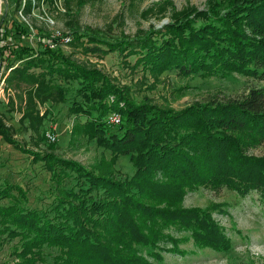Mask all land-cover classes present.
<instances>
[{"label": "trees", "instance_id": "1", "mask_svg": "<svg viewBox=\"0 0 264 264\" xmlns=\"http://www.w3.org/2000/svg\"><path fill=\"white\" fill-rule=\"evenodd\" d=\"M13 4L17 9L19 0ZM206 4V10L197 11L199 21L170 15L168 23L144 35L106 41L79 33L72 39H81L84 53L132 55L130 66L156 73L237 72L264 79V0ZM10 54L12 61L0 51V67L4 61L9 69L4 82L34 83L41 100L56 103L66 101L61 83L74 82L67 112L86 120L73 129L110 151V159L128 154L133 166L122 181L94 173L74 160L19 146L0 121V137L43 164L59 188L48 215L23 207L11 193L14 189L23 198L19 187H0V198L13 200L0 206V234L8 240L18 238V249L12 252L20 264H153L151 260H162L161 252L176 253L180 238L173 232L187 233L197 250L230 249V239L208 209L178 203L183 189L196 187L226 189L240 197L254 191L264 200V156L247 153L264 146V88H249L239 99L193 103L172 111L132 103L99 70L53 50L34 52L20 46ZM110 95L113 101L107 104ZM109 109L119 112L120 134L103 121ZM42 246L56 249L50 262L40 259Z\"/></svg>", "mask_w": 264, "mask_h": 264}, {"label": "rangeland", "instance_id": "2", "mask_svg": "<svg viewBox=\"0 0 264 264\" xmlns=\"http://www.w3.org/2000/svg\"><path fill=\"white\" fill-rule=\"evenodd\" d=\"M206 2L19 0L16 9L13 0H0V28L4 29L0 34V42L4 47L0 51L2 57L12 61L14 55L10 53L20 46L34 52L53 50L69 60L99 70L132 103L159 106L172 111H179L193 103L239 99L247 94L249 88H264V79H255L237 72L207 76H180L170 70L156 73L140 65L130 66L134 62L132 55L123 57L111 52L97 56L84 53L79 44L81 39H72L79 33H91L106 41L144 35L146 31L168 23L170 15H177L178 20L195 19L197 11L207 9ZM26 4L28 10H25ZM189 9L196 11H187ZM196 19L201 20L200 17ZM15 25L19 28H15ZM25 29L27 33H24ZM245 31L248 33L246 28ZM4 65L3 61L0 67V74L4 71L0 75V121L19 146L74 160L94 173L118 181L132 173L133 166L128 154H117L114 159H110V151L73 129L86 120L83 115L67 112L76 87L74 82L61 83L66 89L64 103L41 100L36 95L34 83L4 82V76L9 71L5 70ZM112 101L113 96H108L107 104ZM111 114L118 115L117 123L108 122ZM103 121L111 132L120 134L117 129L121 121L119 112L107 110ZM46 133H49V139ZM247 153L264 156V146L250 148ZM4 185L21 189L23 198L14 189L11 193L23 207L52 214L49 209L59 188L54 185L49 172L43 164L33 161L27 153L0 137V187ZM12 201L10 198H0V206ZM178 204L181 207L208 209L213 221L223 228L230 239V249L223 253L197 250L187 233L173 232L174 237L180 238L176 253L161 252L162 260H151L153 264H264V200H260L254 191L240 197L226 189L213 192L203 187L185 188ZM18 245V238L8 240L4 234H0V264H20L12 252L18 249ZM160 246L169 247L163 244ZM139 251L143 254L144 250ZM39 252L44 262H50L56 255V249L49 246H42ZM35 264L41 263L36 261Z\"/></svg>", "mask_w": 264, "mask_h": 264}, {"label": "built area", "instance_id": "3", "mask_svg": "<svg viewBox=\"0 0 264 264\" xmlns=\"http://www.w3.org/2000/svg\"><path fill=\"white\" fill-rule=\"evenodd\" d=\"M108 118H109L108 122L111 124L117 123L119 121V117L117 114H111ZM46 138L47 139L50 138L49 133H46Z\"/></svg>", "mask_w": 264, "mask_h": 264}]
</instances>
